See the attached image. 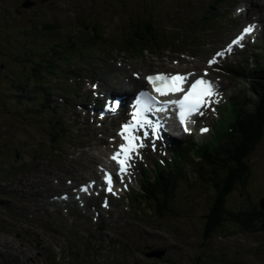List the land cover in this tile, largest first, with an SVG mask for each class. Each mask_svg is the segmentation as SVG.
I'll list each match as a JSON object with an SVG mask.
<instances>
[{
    "label": "snow or ice",
    "instance_id": "snow-or-ice-1",
    "mask_svg": "<svg viewBox=\"0 0 264 264\" xmlns=\"http://www.w3.org/2000/svg\"><path fill=\"white\" fill-rule=\"evenodd\" d=\"M253 30V26L246 27L243 29V32L235 40L232 41V44L228 46L226 51H231L233 45L240 44L244 37ZM224 52H218L216 56H223ZM216 62L215 57L212 60L208 61L209 65H212ZM207 73H205L206 75ZM147 82L152 86L153 91L158 93L159 96H168L170 94L183 93L182 97L178 100H169L163 102L165 108L168 105H176L179 109L178 119L181 125L186 124V120L191 117L193 114H201L200 109L206 107L211 102V98L215 95L213 91V85L210 81L203 79V77L196 79L191 83L190 87L185 91L183 85L187 81V77L175 74V75H166V74H156L149 75L145 77ZM160 103L157 101L156 97L149 95L147 92L139 93L138 105H143V108L138 110L137 115H140V111L150 110V104ZM145 124L150 125V121L146 119H136L135 124L125 125L123 128L124 139L127 141L125 145H121L120 151L112 156V159L115 160L120 168L121 173L126 172L127 167L130 165L128 161L131 159V153L136 150L137 145L135 143L136 137L132 135V129L136 126L143 127ZM184 130L187 132L188 128L185 126ZM202 132L208 131L207 128H202ZM155 134V129H153ZM106 183L108 184L107 190L112 191L111 188V178L105 177ZM86 190V189H82Z\"/></svg>",
    "mask_w": 264,
    "mask_h": 264
},
{
    "label": "rangeland",
    "instance_id": "rangeland-1",
    "mask_svg": "<svg viewBox=\"0 0 264 264\" xmlns=\"http://www.w3.org/2000/svg\"><path fill=\"white\" fill-rule=\"evenodd\" d=\"M180 1L181 0H163V7L165 9V12L163 15H161V18H160V22H161V19L165 16H167L169 13H171V10L174 9L175 7H179L180 4ZM117 5L119 8L121 7H125L126 9H132L134 8V6L130 5L128 1H124V0H117ZM12 8V4L9 2V0H3L2 2V9L6 10V9H11ZM168 13V14H167ZM1 38V37H0ZM165 52H168L167 50H165ZM2 53H6V52H2ZM206 53H201V55H205ZM199 58V56L197 57ZM225 82L227 84H229V81L225 80ZM225 124L226 122L224 120H220L219 123H218V130L220 132H223L224 129H225ZM26 128H31L28 123L26 122H23L20 126L19 125H15V126H12V129L13 131H18L20 132V134H24L25 135V138H18V137H15V138H12L11 141L14 142L16 141L19 145V149H21V141H25L26 142V146H23V148H29L30 150H37L38 148V143L36 142L37 139L34 138V135L31 137V136H27V130H25ZM6 136L4 135H0V141H2ZM12 136L10 135V138ZM36 148V149H35ZM264 155V154H263ZM255 169L257 171V173H264V164L263 163H257L256 166H255ZM257 180V183L259 182L258 181V178H256ZM255 183V181H254ZM260 183V182H259ZM256 187H255V192L260 194L262 191H264V184H259L257 186V184H254ZM235 198H233L232 200L229 201V205L230 206H235L237 207L238 204H240V199H241V196H239V198H237L236 196H234ZM218 208H216L215 210H217ZM217 212L218 214L221 215V213L217 210L215 211ZM241 236H243L244 238L245 237H250V233H249V228L248 227H245V228H239L238 229ZM195 236L197 239H201L200 235H197L196 234V231H193V230H190ZM136 232L137 234H139L140 236H143L142 235V231L141 230H137L136 229ZM225 233V232H224ZM223 248V243H220L219 244V249H222ZM216 250V249H215ZM130 258H133V259H137V257L131 253L130 255ZM141 259V258H140ZM248 261L250 263V257H248Z\"/></svg>",
    "mask_w": 264,
    "mask_h": 264
},
{
    "label": "trees",
    "instance_id": "trees-1",
    "mask_svg": "<svg viewBox=\"0 0 264 264\" xmlns=\"http://www.w3.org/2000/svg\"><path fill=\"white\" fill-rule=\"evenodd\" d=\"M261 86V92L258 96V101L253 111L246 116H244L242 120V130L245 132L243 136L240 137L238 143H241L237 147V152L242 153L244 149V145L242 142H249V140L258 141L257 139V129L262 127L264 124V83H258ZM260 127V128H259ZM261 135V134H259ZM236 142V140H234ZM247 151V147L245 146V151Z\"/></svg>",
    "mask_w": 264,
    "mask_h": 264
},
{
    "label": "bare ground",
    "instance_id": "bare-ground-1",
    "mask_svg": "<svg viewBox=\"0 0 264 264\" xmlns=\"http://www.w3.org/2000/svg\"><path fill=\"white\" fill-rule=\"evenodd\" d=\"M138 31H140V30H138ZM138 33V32H137ZM138 36H140V37H142L141 35H140V33H138ZM150 43H151V47H150V50L153 52V53H155V51L157 50V48H156V45L158 44L157 42H155V41H150ZM160 45V44H159ZM182 67V66H181ZM51 91L53 92V90L51 89ZM41 93H43V94H47V91L46 90H43V91H41ZM95 108H97V105H95ZM113 216H118L116 213H114L113 214ZM154 227L156 228V226L154 225ZM195 260H197V259H195Z\"/></svg>",
    "mask_w": 264,
    "mask_h": 264
}]
</instances>
